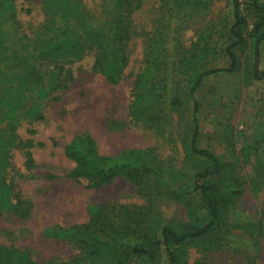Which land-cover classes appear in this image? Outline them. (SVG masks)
I'll list each match as a JSON object with an SVG mask.
<instances>
[{
    "label": "rangeland",
    "instance_id": "374dc122",
    "mask_svg": "<svg viewBox=\"0 0 264 264\" xmlns=\"http://www.w3.org/2000/svg\"><path fill=\"white\" fill-rule=\"evenodd\" d=\"M239 2V68L204 78L195 115L198 146L224 165L211 181L231 195L227 218L242 228L183 249L189 264H264V40L256 47L254 38L262 13L253 0ZM233 24V0L183 8L173 0H0V190L30 209L27 219L0 210V245L30 249L42 263L69 261L78 247L65 230L105 202L145 204L125 178L89 188L67 177L75 164L65 149L86 135L105 157L150 153L151 176L183 196L158 202L164 215L207 221L194 185L206 162L189 151L190 80L196 70L230 67ZM84 263L151 264L125 248ZM158 264H169L164 251Z\"/></svg>",
    "mask_w": 264,
    "mask_h": 264
},
{
    "label": "trees",
    "instance_id": "16d2710c",
    "mask_svg": "<svg viewBox=\"0 0 264 264\" xmlns=\"http://www.w3.org/2000/svg\"><path fill=\"white\" fill-rule=\"evenodd\" d=\"M192 0H173L178 8L191 4ZM234 3V24L230 28L233 41L227 48L230 67L226 69H209L196 72L190 80L189 97L193 101L194 115L191 121V140L189 151L206 162V168L195 177V189L206 208L208 220L205 222H182L167 218L158 202L166 200L182 201L178 191L162 188L158 180L151 176L152 169L146 165L150 153L141 149L125 150L116 157L102 156L92 136H79L65 149L66 156L75 167L67 177L76 182H84L89 188H100L112 183L115 178L122 177L133 184L139 192H144L146 202L143 205H117L105 202L98 206L90 220L84 224L74 225L64 231L73 235L77 244V254L69 261H38L30 249L0 245V264H85L86 260H99L106 252L115 249H128L138 258L147 257L151 264H158L159 253L164 251L169 264H189L183 249L198 246L202 242L217 238L222 234L241 229L239 224L228 221L226 209L231 195L225 193L221 185L213 183L212 178L219 177L223 171V162L213 152L200 148L198 138L200 125L196 117V93L204 78L219 72H235L239 68L235 49L245 42L244 27L246 20L240 11L239 0ZM254 8L262 13L261 21L255 29L256 47L264 40V3L253 0ZM84 29H81V34ZM200 45L195 44L196 50ZM180 104V101H177ZM4 141L0 139V152ZM28 168L34 167V160L28 156ZM257 168L264 175V160H258ZM48 178H56L48 176ZM4 186L0 190V210L11 209L21 219L30 216L29 207L17 198L12 203ZM232 224V225H229Z\"/></svg>",
    "mask_w": 264,
    "mask_h": 264
}]
</instances>
